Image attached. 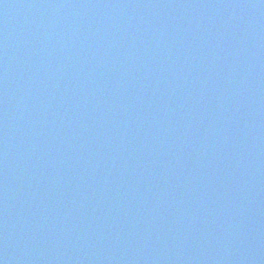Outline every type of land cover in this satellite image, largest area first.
Wrapping results in <instances>:
<instances>
[{
  "label": "water",
  "instance_id": "water-1",
  "mask_svg": "<svg viewBox=\"0 0 264 264\" xmlns=\"http://www.w3.org/2000/svg\"><path fill=\"white\" fill-rule=\"evenodd\" d=\"M0 264H264V0H0Z\"/></svg>",
  "mask_w": 264,
  "mask_h": 264
}]
</instances>
